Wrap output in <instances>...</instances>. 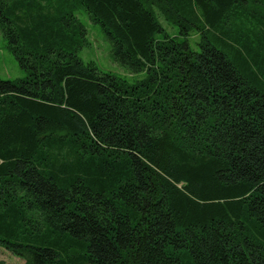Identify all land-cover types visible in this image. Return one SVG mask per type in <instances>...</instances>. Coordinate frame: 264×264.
Segmentation results:
<instances>
[{"label":"trees","instance_id":"obj_1","mask_svg":"<svg viewBox=\"0 0 264 264\" xmlns=\"http://www.w3.org/2000/svg\"><path fill=\"white\" fill-rule=\"evenodd\" d=\"M81 9L143 80L80 59ZM0 32L26 73L0 78V249L264 264V0H0Z\"/></svg>","mask_w":264,"mask_h":264},{"label":"rangeland","instance_id":"obj_2","mask_svg":"<svg viewBox=\"0 0 264 264\" xmlns=\"http://www.w3.org/2000/svg\"><path fill=\"white\" fill-rule=\"evenodd\" d=\"M154 11L163 28L170 35H177L178 29L167 22L161 16L157 8H154ZM77 16L88 31V45L79 52L78 55L80 59H82L85 63H95L101 71L118 76L128 81L130 84H134L145 78L144 74H132L129 70L113 60L111 46L105 37L102 27L100 25H94L91 22L90 16L85 9L79 10ZM198 42V36L193 35L190 38V43L194 50L199 49L198 46H196ZM25 77L26 73L20 68L14 55L9 51L7 42L0 32V78L2 80H16ZM0 261H5L10 264L24 263L22 259L14 256L4 249H0Z\"/></svg>","mask_w":264,"mask_h":264},{"label":"crops","instance_id":"obj_3","mask_svg":"<svg viewBox=\"0 0 264 264\" xmlns=\"http://www.w3.org/2000/svg\"><path fill=\"white\" fill-rule=\"evenodd\" d=\"M22 264H24V263H22Z\"/></svg>","mask_w":264,"mask_h":264}]
</instances>
